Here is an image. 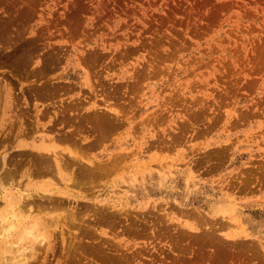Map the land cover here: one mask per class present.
I'll return each instance as SVG.
<instances>
[{"label":"rangeland","instance_id":"rangeland-1","mask_svg":"<svg viewBox=\"0 0 264 264\" xmlns=\"http://www.w3.org/2000/svg\"><path fill=\"white\" fill-rule=\"evenodd\" d=\"M0 165L26 264H264V0H0Z\"/></svg>","mask_w":264,"mask_h":264},{"label":"bare ground","instance_id":"bare-ground-1","mask_svg":"<svg viewBox=\"0 0 264 264\" xmlns=\"http://www.w3.org/2000/svg\"><path fill=\"white\" fill-rule=\"evenodd\" d=\"M24 145H26V144H24ZM33 147H34V149L37 150V154H39V155H43L44 153H46L43 150L48 151L50 149L49 147H47L43 143H38V144H36ZM52 159H53V163H54V165L56 167V170L59 171L58 155L53 154V158ZM40 161L43 162L42 159ZM1 164H2V168H1L2 170L7 169V165H6V162H5L4 158L2 159ZM9 169H7V170H9ZM48 169H49L48 165L46 164L44 168L42 167L41 171H37V172L40 173V172L46 171ZM6 171H5V173H7ZM19 172L20 171H18V174H19ZM27 173L25 174L26 176H24V177H29L30 176V174L28 173V175H27ZM2 176H4V175H2ZM1 181H2V179L0 178V197H1L0 199L3 200L2 204L0 205V243H2L1 248H0V251H1L0 258H2V260H0V264H26V262H28L26 260L30 259L29 257L33 256V253H34L33 251L35 250L33 248L34 242H32L31 244H28V243H26V240L24 239L25 240V244H28V245L22 246L20 244L21 247H23V248L21 249V251H18V253H15L12 249H14L16 247V245H14L15 243L12 244L10 242L11 245H12L11 246L12 248H10L9 239L8 238L12 234H15V238L16 239H23L24 237H28V235L29 236L33 235L35 237V234L37 232H41L42 231V230L41 231L39 230V227H38L39 223L37 221L41 217L39 216V218H37V217L33 216L31 214L32 213V211H31L32 210V208H31L32 206H30L32 203L33 204H38V205L40 203H36L34 201L35 197L32 196L33 193L31 192L33 190L30 191L29 188H28L29 185H30V182L26 184V186H25V188L23 190L19 189V187H18V188H14V189H9L7 192H2L4 190L3 189L4 185H3V183ZM21 181H20V183H21ZM6 183H7V185L9 183H10L9 185H11L12 181L9 182V183H8V181H6ZM44 184H46V183L41 181L40 184L37 187H33V188H35L34 191L36 192L37 198H39L40 200H42V198L46 197V195H47V194L45 195V193H43L44 190H47V187L43 186ZM36 208L37 207H35V209ZM44 223H45V221H44ZM17 227H20V229L17 228ZM17 229H19V230H17ZM33 240H34V238H33ZM18 241L19 240H17V244H18ZM22 242H23V240H22ZM19 250H20V248H19Z\"/></svg>","mask_w":264,"mask_h":264}]
</instances>
